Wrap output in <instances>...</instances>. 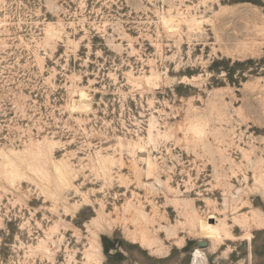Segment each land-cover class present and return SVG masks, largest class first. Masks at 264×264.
Returning <instances> with one entry per match:
<instances>
[{
    "label": "rangeland",
    "instance_id": "obj_1",
    "mask_svg": "<svg viewBox=\"0 0 264 264\" xmlns=\"http://www.w3.org/2000/svg\"><path fill=\"white\" fill-rule=\"evenodd\" d=\"M255 213L264 0H0V264H264Z\"/></svg>",
    "mask_w": 264,
    "mask_h": 264
},
{
    "label": "bare ground",
    "instance_id": "obj_2",
    "mask_svg": "<svg viewBox=\"0 0 264 264\" xmlns=\"http://www.w3.org/2000/svg\"><path fill=\"white\" fill-rule=\"evenodd\" d=\"M180 23H181V21L180 20H178V19H175V18H170V19H167V20H165V25H166V28L168 29V30H173L175 27H177V29H179L180 27H181V25H180ZM151 81V79L150 78H148V82H150ZM261 216V215H260ZM256 218H259V216L255 213L254 215H252V216H246V218H243V219H245V223H247L248 225H249V227H247V228H250V226L251 225H253L254 223H257V224H261V225H263L264 224V222L259 218V220H254V219H256ZM242 219V218H241ZM253 220H254V222H253ZM236 221V220H235ZM238 221V220H237ZM202 222V221H201ZM239 222V221H238ZM238 222H235V223H238ZM243 222V221H242ZM225 222H222L221 224H220V227L222 228V229H224V227H225ZM242 225V224H241ZM244 225V224H243ZM242 225V226H243ZM244 227H245V225H244ZM226 235L228 234V232H226L225 233ZM230 234V233H229Z\"/></svg>",
    "mask_w": 264,
    "mask_h": 264
}]
</instances>
